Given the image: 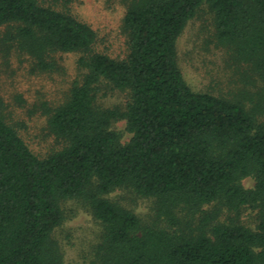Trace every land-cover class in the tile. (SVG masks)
<instances>
[{"label": "trees", "instance_id": "obj_1", "mask_svg": "<svg viewBox=\"0 0 264 264\" xmlns=\"http://www.w3.org/2000/svg\"><path fill=\"white\" fill-rule=\"evenodd\" d=\"M204 3L253 86L234 98L193 90L178 64V38ZM0 26L1 45L35 69L55 70L59 52L78 53L83 71L47 108L64 146L45 157L5 120L0 96V264H65L52 234L67 199L103 226L90 264H264V0H129L123 58L96 51L90 24L43 0H0ZM105 89L128 91L125 106L100 105ZM122 119L125 143L112 128ZM121 188L152 198L156 220L107 197ZM245 207L258 210L255 229L240 221Z\"/></svg>", "mask_w": 264, "mask_h": 264}, {"label": "rangeland", "instance_id": "obj_2", "mask_svg": "<svg viewBox=\"0 0 264 264\" xmlns=\"http://www.w3.org/2000/svg\"><path fill=\"white\" fill-rule=\"evenodd\" d=\"M129 0H43L45 5L69 12L90 24L97 33L94 49L115 58L128 53L127 35L122 24ZM8 27L0 26V39ZM214 13L204 3L189 20L177 41V59L181 71L193 90L208 92L225 98H234L248 83L246 68L237 62L230 49L218 44ZM78 53H55L57 67L53 71L35 69L27 53L13 47L6 49L0 41V96L4 101L3 116L39 157L60 150L64 142L49 129L47 108L63 103L73 82L83 71L79 68ZM128 91L112 89L101 91L98 103L104 107L125 106ZM127 142L131 133L125 119L113 123ZM245 187H253L255 180H242ZM133 210L143 222L156 220L152 198L143 197L128 188L117 189L107 195ZM64 218L53 231L65 264H90L103 235V226L85 203L67 199L61 203ZM227 216L224 215L223 219ZM167 224L164 219H159ZM240 221L255 229L258 210L245 207Z\"/></svg>", "mask_w": 264, "mask_h": 264}]
</instances>
